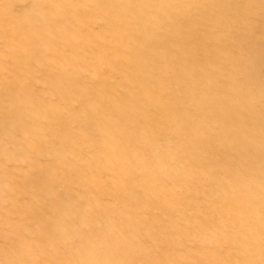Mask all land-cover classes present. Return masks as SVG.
I'll use <instances>...</instances> for the list:
<instances>
[{"label":"rangeland","instance_id":"rangeland-1","mask_svg":"<svg viewBox=\"0 0 264 264\" xmlns=\"http://www.w3.org/2000/svg\"><path fill=\"white\" fill-rule=\"evenodd\" d=\"M0 264H264V0H0Z\"/></svg>","mask_w":264,"mask_h":264}]
</instances>
